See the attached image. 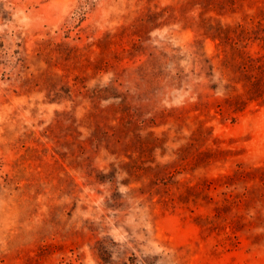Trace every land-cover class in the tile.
I'll list each match as a JSON object with an SVG mask.
<instances>
[{
    "label": "rangeland",
    "instance_id": "obj_1",
    "mask_svg": "<svg viewBox=\"0 0 264 264\" xmlns=\"http://www.w3.org/2000/svg\"><path fill=\"white\" fill-rule=\"evenodd\" d=\"M185 1L0 0V264H264V0Z\"/></svg>",
    "mask_w": 264,
    "mask_h": 264
},
{
    "label": "trees",
    "instance_id": "obj_2",
    "mask_svg": "<svg viewBox=\"0 0 264 264\" xmlns=\"http://www.w3.org/2000/svg\"><path fill=\"white\" fill-rule=\"evenodd\" d=\"M245 1V0H244ZM227 4V5H230V6H234L235 4V0H186L180 8H183L184 11H186L188 8H193V6H200L202 8V14L209 10H212L214 11V9H221V5L222 4ZM172 12L171 14L174 13V11H176V7H172ZM167 10H164L163 12H166ZM233 12L236 11V10H232ZM154 14H156V17L160 16V17H163L164 14L163 13H159V12H155ZM201 14V15H202ZM213 19V16L212 17H209V18H205L204 19V22L203 23H207ZM140 20V19H139ZM143 21V20H141ZM146 21V20H145ZM144 22H140V24L136 25L133 24L132 26H128V27H125V28H120L119 30L120 31V35L115 33V34H110V33H107L105 36H104V39H102V41L100 42V47H101V60L99 61L100 63H109L113 60V58L116 60V61H123L124 58H125V55L126 54H130L131 56H134V57H139L141 54L140 52L143 50H145V46L143 44V41H144V36L141 35V34H137L136 30L134 28L142 25ZM135 25V26H134ZM147 25H145L146 27ZM215 27V26H213ZM222 30H225V31H222ZM240 30H242L243 33L247 32L245 31L246 28L244 26H242V24H237V26H233V25H227L226 27H223V26H220V31H217L219 33L215 34L214 36L219 38L220 39V46H225L227 43L230 44V45H234L236 44L234 38L231 36L232 33H236L235 36H237L238 34L240 35ZM130 36V37H139L137 39V41L133 42V44L128 48V47H125L123 48V51H113V46L118 44L119 40L122 41V37L124 36ZM245 39V38H243ZM248 39V38H246ZM104 43V44H103ZM244 51L242 50H239L238 49V54H243ZM110 55H112L113 57H111ZM111 59H110V58ZM138 60H141V58H139ZM106 61V62H105ZM242 64V68H246V67H249L247 64L245 63H241ZM225 65V64H224ZM213 67H211L212 69ZM253 84V83H252ZM246 86H249V84H246L244 85V87ZM234 87L236 88V86L234 85ZM106 91L110 92H116L115 90V87H113L112 85H110L109 88L106 89ZM95 94H94V99H98L97 101V104L95 105V107H97V109L99 108L98 105L99 103L102 101V100H105V101H109L111 99H116V98H119L121 96L119 95H116L115 92L112 93V96H106V97H101L99 96V93L102 92V90H99L96 92V90L94 91ZM249 92L251 91H247L245 93H236V94H231V97L229 99L231 100H234L235 102H240V107H244L247 103V101L244 99L246 94H248ZM263 92V91H262ZM260 93L258 96L259 97H263V93ZM128 101H127V98H123L122 102L120 103H111L109 105V108H110V112L109 113H119V110H121L123 108V106H126L128 107ZM125 111V109H123ZM99 111V114H103L105 112V110H98ZM126 112V111H125ZM98 113H95V116L97 115ZM123 120L129 124L132 122V120H134V117L132 116V114H130L129 112H126V113H123ZM107 133V132H106ZM139 162L138 161H132V168H131V171L130 173L132 175H139L140 173H142L143 171H147V172H150L153 168L151 166H147V167H144V166H141L138 164ZM159 166V165H158ZM133 264H137L136 262H133ZM143 264H154L153 262H144Z\"/></svg>",
    "mask_w": 264,
    "mask_h": 264
}]
</instances>
